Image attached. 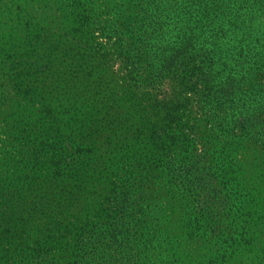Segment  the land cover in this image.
<instances>
[{
    "label": "trees",
    "instance_id": "trees-1",
    "mask_svg": "<svg viewBox=\"0 0 264 264\" xmlns=\"http://www.w3.org/2000/svg\"><path fill=\"white\" fill-rule=\"evenodd\" d=\"M0 264H264V0H0Z\"/></svg>",
    "mask_w": 264,
    "mask_h": 264
},
{
    "label": "rangeland",
    "instance_id": "rangeland-1",
    "mask_svg": "<svg viewBox=\"0 0 264 264\" xmlns=\"http://www.w3.org/2000/svg\"><path fill=\"white\" fill-rule=\"evenodd\" d=\"M200 247H197V248H195V250L193 251L194 253H196V254H200Z\"/></svg>",
    "mask_w": 264,
    "mask_h": 264
}]
</instances>
